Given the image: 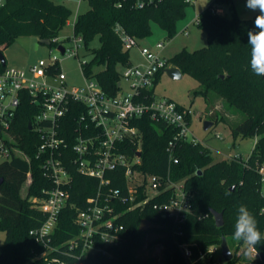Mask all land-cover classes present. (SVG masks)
I'll use <instances>...</instances> for the list:
<instances>
[{
    "label": "trees",
    "instance_id": "obj_1",
    "mask_svg": "<svg viewBox=\"0 0 264 264\" xmlns=\"http://www.w3.org/2000/svg\"><path fill=\"white\" fill-rule=\"evenodd\" d=\"M90 8L79 13L74 22V35L83 39L91 54L82 70L95 78L109 95L121 90L122 69L131 65L130 50L124 48L117 31L120 27L127 33L144 39L151 34L154 21L173 37L176 23L183 18L188 0H162L145 7L134 6L131 0L118 7L116 0H88ZM232 0H213L202 11L197 23L207 33L205 47L189 51L184 49L171 58L173 66L183 75L190 74L202 86L198 91L205 98L212 93L223 101L230 112L240 111L245 118L232 127V136L258 137L251 155L247 159L226 158L214 161L210 149L201 142L180 141L174 149L178 163L170 162L168 144L174 138L175 128L164 122H157L145 115L134 121L143 133L142 163L144 172L167 175L173 180H184L186 189L192 193V210L183 227V235L173 234V222L163 217L150 206L123 212L121 222L125 227L126 240L112 249V257L98 256L90 264H130L138 262L136 253L142 243L146 229L141 225L153 223L150 230L157 237L150 246L163 248L162 264H190L180 247L188 244L194 251L219 244L226 237L233 250V259L226 264H243L247 249L242 242L233 240L239 205H245L257 220V226L264 237V197L259 190L260 174L257 167L264 164V76H257L250 66L251 46L248 32L255 29L254 20L241 18L237 13L232 17L216 12L219 4H231ZM72 10L54 0H6L0 6V51L10 46L20 36H35L50 39L51 44L61 43L60 32L69 22ZM98 39L100 46L92 43ZM167 60V65L170 63ZM165 69L156 74V83ZM155 87L148 92L155 94ZM30 101L22 102L15 116L11 132L18 139V146L27 153L30 161L19 157H7L0 162V230L5 240L0 246V264H48L39 255L45 250L42 243L30 234L46 219V215L33 205L31 197L43 195L44 189L53 186L43 172L41 160L36 157L39 139L29 128L33 119ZM182 108L185 106L181 105ZM234 109V110H232ZM213 126L225 120L221 112L211 111ZM74 119V117L71 115ZM212 126V127H213ZM31 171L32 182L27 196L22 197L21 189ZM72 174L71 201L83 206L98 186L96 178L80 174L75 168ZM201 171V173H200ZM114 187L124 186L122 172ZM109 176V174H108ZM123 176V177H122ZM234 186V189L231 188ZM230 193V194H229ZM126 209V205L121 206ZM214 209L223 212L224 225L218 227L211 214ZM75 208L62 211L52 244H59L72 237L77 228L74 225ZM264 258V239L256 245Z\"/></svg>",
    "mask_w": 264,
    "mask_h": 264
},
{
    "label": "built area",
    "instance_id": "obj_2",
    "mask_svg": "<svg viewBox=\"0 0 264 264\" xmlns=\"http://www.w3.org/2000/svg\"><path fill=\"white\" fill-rule=\"evenodd\" d=\"M124 1L127 0H116L117 6L122 7ZM131 1L142 8L162 0ZM4 3L0 0V6ZM117 31L124 48L138 47L148 63L145 68L131 64L122 69L121 80L130 82L131 92H123L120 82L118 94L109 95L95 78L84 72V84L69 86L67 75L58 67V57L50 63L39 60L28 70L4 66L0 62V152L5 158L19 156L30 161L11 132L18 108L22 102L30 101L31 130L39 139L36 157L41 160L44 175L53 183L51 188L42 191V196L31 197L33 205L46 215L41 226L32 229L30 234L44 245L45 250L39 256L48 264H90L98 256L112 257V249L126 240L121 217L127 210L150 206L173 222V234L178 235H183V227L192 210V193L186 189L184 180H173L170 172L158 175L140 169L143 133L134 124L138 118L148 115L154 121L175 128L174 138L168 144L171 163L179 161L174 156L178 142H198L190 129L192 109L148 92L155 87L157 72L168 68L162 56L165 44L158 42L154 50L122 28ZM73 40L76 49L70 55H78L83 39L75 36ZM53 45L59 52V46L63 45L62 54L68 52L64 42ZM216 136L221 138L219 134ZM229 158L243 160L240 156ZM71 168L98 180L95 193L83 206L78 207L71 201ZM257 170L259 190L264 197V164ZM117 172L124 176L122 188L112 185L114 180L121 178ZM27 181L29 188L31 171ZM124 205L126 209L121 208ZM68 207L76 210L74 225L77 230L68 240L52 244L60 215ZM180 247L190 264L227 262L221 243L199 249L195 259L188 244L181 243ZM247 257L243 264H264L260 251L255 257L247 250Z\"/></svg>",
    "mask_w": 264,
    "mask_h": 264
},
{
    "label": "rangeland",
    "instance_id": "obj_3",
    "mask_svg": "<svg viewBox=\"0 0 264 264\" xmlns=\"http://www.w3.org/2000/svg\"><path fill=\"white\" fill-rule=\"evenodd\" d=\"M6 1V0H2ZM67 5L72 10V15L69 22L60 32V40L63 41L68 48L66 54L59 52L54 45L39 43L36 44L38 38L35 36H20L10 46L4 49L7 66L24 68L28 70L31 65L39 60H45L47 63L53 61L54 57L59 58L58 67L67 75L69 86H80L85 83V75L82 70V62L90 60L91 54L86 48L84 42H80L78 55H70L76 49V43L73 40L74 22L79 13L87 11L89 6L88 0H54ZM213 0H193L186 8L183 18L176 23V33L173 37L169 36V32L161 27L158 23H151V34L141 40V44L148 45L155 50L158 42H163L165 48L162 51V56L166 60L171 58L178 52L187 49L194 51L205 47L208 44L207 33L201 29L197 23L199 14L207 9ZM246 0H232L231 4H219L223 9L224 15L232 17L237 13L241 18H251L258 14V11L253 12L245 7ZM218 9V8H217ZM92 46H100V41L96 39ZM131 63L134 66L145 68L147 61L139 52L138 47L130 49ZM170 61L168 68L172 67ZM123 92H131L130 82L122 78ZM201 84L190 74H184L179 79L172 78L167 72L163 71L160 75L155 91L159 98L171 99L187 108L192 109V118L190 129L197 141L207 146L213 156L214 161H220L232 156H240L247 159L257 142L258 137H238L232 136V127L241 122L245 115L240 112H230L224 107L223 101L212 93L208 98H205L201 93ZM234 110V109H232ZM211 111L221 112L225 116V120H219L209 129L204 128V123L207 120L214 121ZM235 111V110H234ZM219 134L221 138L216 135ZM191 138H193L191 136ZM231 147H228V144ZM21 149V148H20ZM5 159L0 152V162ZM28 181L26 180L21 189L22 197L27 196ZM142 229H146L147 233L142 239V243L137 250L136 258L138 262L130 264H162L163 248L161 245L150 246V241L157 237L155 230H150L154 227L153 223L143 222ZM5 240V233L0 230V246Z\"/></svg>",
    "mask_w": 264,
    "mask_h": 264
},
{
    "label": "clouds",
    "instance_id": "obj_4",
    "mask_svg": "<svg viewBox=\"0 0 264 264\" xmlns=\"http://www.w3.org/2000/svg\"><path fill=\"white\" fill-rule=\"evenodd\" d=\"M245 7L259 13L254 20L255 29L258 31L248 32V44L251 46V70L257 76H264V0H246ZM232 238L242 242L248 252L254 253L255 257L259 255L256 245L260 244L264 237L258 229L255 216L243 204L237 208L235 231Z\"/></svg>",
    "mask_w": 264,
    "mask_h": 264
},
{
    "label": "water",
    "instance_id": "obj_5",
    "mask_svg": "<svg viewBox=\"0 0 264 264\" xmlns=\"http://www.w3.org/2000/svg\"><path fill=\"white\" fill-rule=\"evenodd\" d=\"M39 43H44V44L50 45L51 44V40L50 39H38L36 47H38ZM59 48H60L61 52L63 53L64 52V46L60 45ZM0 62L4 66L7 65L6 57H5L3 51H0ZM165 72H167L174 79H179V78H181L183 76L182 71L176 66H172L170 68H167L165 70ZM212 126H213V121H210V120L205 121L204 128L206 130L211 128ZM29 128L32 129L31 122L29 123ZM228 147H231L230 143L228 144ZM139 155H140V153H139ZM200 173H201V171H200ZM1 182H2V180H0V183ZM231 189L233 190L234 186ZM211 214L213 215V217L215 219V222H216V225L218 227H221V226L224 225L225 221H224L223 212H218V211L212 209L211 210ZM221 246L223 248V255L226 258V260L227 261L232 260L234 255H233V252L231 251V249L229 247V244H228V241H227L226 237L222 238Z\"/></svg>",
    "mask_w": 264,
    "mask_h": 264
},
{
    "label": "crops",
    "instance_id": "obj_6",
    "mask_svg": "<svg viewBox=\"0 0 264 264\" xmlns=\"http://www.w3.org/2000/svg\"><path fill=\"white\" fill-rule=\"evenodd\" d=\"M217 11H218V13H220V14H224V13H223V9H222L221 7H218Z\"/></svg>",
    "mask_w": 264,
    "mask_h": 264
}]
</instances>
